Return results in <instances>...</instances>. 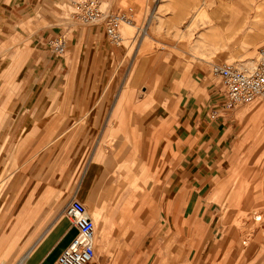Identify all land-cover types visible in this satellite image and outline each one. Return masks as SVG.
<instances>
[{"label": "rangeland", "instance_id": "obj_1", "mask_svg": "<svg viewBox=\"0 0 264 264\" xmlns=\"http://www.w3.org/2000/svg\"><path fill=\"white\" fill-rule=\"evenodd\" d=\"M79 1L45 0L17 23L0 19V133H11L4 150L6 179L0 181V264H33L37 250L23 247L27 235L17 237L22 224L11 214L25 200L36 210L40 191L53 194L56 182L65 189L54 210L63 212L76 197L90 214L101 213L96 257L264 264V99L232 109L222 127L226 137L209 154L187 151V141L183 151H174L180 138L171 136L178 129L195 132L197 110L207 100L217 96L222 106L213 63L257 64L264 46V16H258L264 0H102L125 18L110 58L82 53L64 70H33L30 63V71L17 72L25 52L19 56L20 49L43 30L55 36L60 27L100 26L107 38L103 24L79 19ZM220 2L226 20L215 22L211 15ZM213 26L223 32L210 31ZM120 92L132 98L121 127L116 121L74 119L101 106L68 104L70 98L101 102ZM98 143L111 187L100 201H87L78 191ZM198 144L199 138H191V147ZM259 214L262 220L256 221ZM30 228L36 230V221Z\"/></svg>", "mask_w": 264, "mask_h": 264}, {"label": "crops", "instance_id": "obj_2", "mask_svg": "<svg viewBox=\"0 0 264 264\" xmlns=\"http://www.w3.org/2000/svg\"><path fill=\"white\" fill-rule=\"evenodd\" d=\"M41 1L45 0H0V19L2 22L7 24L17 23L18 21L23 20L34 13L37 5ZM223 5H225V2H220L219 5L213 9L211 15L213 21L218 22L226 20L223 11L221 10ZM258 16L262 17L264 16V13L260 12L258 13ZM228 21L232 20L230 19ZM234 25L240 26L241 21L237 20ZM211 28L212 29H210V31L213 30L217 34H221L223 32L214 26ZM56 30L59 32L63 30L68 32L69 45L66 52L69 53V56L65 54L66 52L63 55H58L51 49L50 40L54 37L53 33L56 31L53 30L46 32L43 30L41 34L33 37L31 42H28L20 49L21 52L19 56L22 55L24 50L25 52L22 55L20 61H18L15 65L17 72L20 70L23 71L24 68L29 70L30 63H33V70L37 68H42L43 70L49 68H61V70H64L65 68H70L71 64L75 62V57L82 53H88L100 58H110L113 55V49L111 46L114 44L105 37L102 27L100 26L87 27L77 24L75 28L69 29L60 27ZM24 81V79L22 82L18 81L17 85H20V83H25ZM215 98L216 101L209 100L210 102H208L207 100L206 104H204V108L203 106H199L197 110L199 125L195 129V132L183 133V131H180V129L176 130L174 133L172 131V137L175 136L180 138V140L176 141L180 144L176 145L177 149L174 151H183L181 147L183 143L187 141V144L189 145L187 151H192L193 153L198 154L200 157V155L202 156V154L205 152L209 154L212 149L215 150L216 146L222 142V139L220 138L222 135L226 137V135L222 132V127L223 129L226 128L225 124L228 123L226 120H228L229 112L231 110L222 109V106H219L217 101V96H215ZM5 101L7 104L8 100ZM131 101L132 98L121 96L120 92L117 96H105L104 98H101V102H96L95 100L91 99H87L84 102L81 98H70L68 104L76 106L83 104L87 106H101L100 108L90 107L88 110H91V112L89 111L87 113L77 114L74 119L89 121L99 119L108 122L116 121V126L121 127L125 124V120L128 119L127 114L130 111ZM97 110H99V112ZM95 115L98 117H95ZM53 119L55 120V118ZM10 134V132L5 133V135L0 133L1 182L6 179L7 171L5 170V167L3 168V160L5 158L4 150L6 149L10 140ZM196 137L199 138V144L197 148L195 145L191 147V138ZM116 145H118V143H116ZM100 148L101 147H99V143L96 144V146H93L91 155L86 161L84 181L78 191V196L80 199H85L86 197L87 201L90 199L92 201H100L101 194L111 187L110 182H107L105 179V166L99 160L102 155ZM109 157L111 159L110 161H112V157H115L114 153H112V155ZM204 159L205 157L203 160ZM186 175H189V173ZM54 184L56 185V189L53 194L52 192L48 193L46 188L40 191L38 194L39 198L36 210L35 207L30 210L29 203L25 202V200L21 203V207L13 209L11 214L12 217L17 218L18 223L22 224L17 232V237L23 238L25 235H27L24 237V239H27L26 242H28V244L24 245L23 247L30 248L32 252L37 250V255L33 258V264H57L60 254L78 234L76 226H74L71 220L65 217L64 211L62 212L60 210H54V208L58 205L60 194L63 193L65 189L64 186H60V184L57 182ZM151 199L156 201L157 196L153 195ZM131 215L143 216L147 214H143L142 212H133ZM91 216H93V219L96 222L97 230L99 233H101L104 229L103 223L101 221V213L97 212L96 210H92ZM35 221L36 230H31V224H34ZM14 229L15 228L13 227L10 233H15L16 231ZM129 232L142 233V231L137 232L135 230H130ZM130 243L132 242L130 241ZM127 248H129V246H127ZM27 256L28 254L25 255V257ZM157 261V256H150L148 258L146 256L135 255L107 257L98 256L96 257L95 264H157Z\"/></svg>", "mask_w": 264, "mask_h": 264}, {"label": "built area", "instance_id": "obj_3", "mask_svg": "<svg viewBox=\"0 0 264 264\" xmlns=\"http://www.w3.org/2000/svg\"><path fill=\"white\" fill-rule=\"evenodd\" d=\"M77 15L84 24H103L107 38L116 45L121 42L120 26L125 18L109 11L102 0H80ZM68 45V32L64 30L50 40L51 49L58 55H63ZM210 69L222 82V109L232 110L256 98L264 99V46L258 51L254 68L235 62L213 63ZM64 215L76 226L78 234L60 254L57 264H95L96 224L85 204L76 197L72 198ZM255 220L261 221L262 215H256Z\"/></svg>", "mask_w": 264, "mask_h": 264}]
</instances>
